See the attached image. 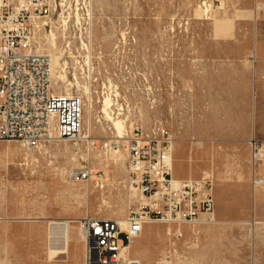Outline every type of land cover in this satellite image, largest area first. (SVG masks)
I'll list each match as a JSON object with an SVG mask.
<instances>
[{
  "label": "rangeland",
  "instance_id": "rangeland-1",
  "mask_svg": "<svg viewBox=\"0 0 264 264\" xmlns=\"http://www.w3.org/2000/svg\"><path fill=\"white\" fill-rule=\"evenodd\" d=\"M57 1L60 4L50 28L55 46L50 45L52 36L39 38L40 53L51 57L54 90L82 98L83 133H89L97 143L115 135L111 133L113 124L104 118L103 98L108 95L110 116L124 124L136 121L149 127L162 121L168 126L182 147L174 144L173 177H188L196 170L183 159L189 153L191 49L202 45L209 31L222 35L232 29H251L239 22L252 21L258 13L240 0H215L213 9L201 0ZM259 6L261 3H255V8ZM81 149L79 142L52 141L40 153L32 152L38 160L31 161L25 160L30 153L19 141L0 140V245L5 252L8 238L29 239L24 233L31 228L45 230L37 236L45 241L39 246L37 261L28 260L27 249L18 245L9 250L12 260L0 249V264H78L75 257L81 243L74 220L86 213L125 218L129 197L116 184L127 177L123 160L114 166L112 151H91L92 167L109 164L104 169L108 180L100 190L92 182L70 181L65 176L68 167L83 163ZM219 181L215 177L214 189ZM215 214L214 222L183 224L178 238L172 236V227L171 233L167 232L166 223H146L131 240L126 259L138 264H264V231L238 223L236 214L222 211L217 201ZM63 221L71 225L69 241L64 253L51 258L48 227L50 222L60 225ZM119 238L125 237L120 234Z\"/></svg>",
  "mask_w": 264,
  "mask_h": 264
},
{
  "label": "built area",
  "instance_id": "built-area-1",
  "mask_svg": "<svg viewBox=\"0 0 264 264\" xmlns=\"http://www.w3.org/2000/svg\"><path fill=\"white\" fill-rule=\"evenodd\" d=\"M201 1L211 9L216 6L215 0ZM57 4V0H0V140H17L29 153L64 140L79 142L83 153L100 148L123 155L128 170L124 185L135 187L139 199L123 224L88 213L79 219L83 264H124V248L148 222L171 224L175 238L182 236L180 224L214 222V173L205 169L196 177L173 178L175 138L164 122L146 127L132 121L121 135L100 143L84 136L82 98L54 90L50 58L36 49L37 28H51ZM263 153L262 143L252 138V165ZM79 159L82 164L65 171L68 180L105 184L104 170L93 169L80 155ZM253 181L263 182L259 177Z\"/></svg>",
  "mask_w": 264,
  "mask_h": 264
},
{
  "label": "crops",
  "instance_id": "crops-1",
  "mask_svg": "<svg viewBox=\"0 0 264 264\" xmlns=\"http://www.w3.org/2000/svg\"><path fill=\"white\" fill-rule=\"evenodd\" d=\"M241 2L258 13L252 21L239 22L251 29H232L222 35L209 31L202 45L190 48L194 59L188 63L189 153L183 159L191 168L196 166L189 176L209 169L220 180L214 189L215 205L217 201L222 211L235 213L238 223L264 231V153L254 165L250 154L252 138L264 149V0ZM255 3L261 6L255 8ZM174 138L182 149L181 141ZM256 177L263 182H254ZM30 230L24 233L29 239L8 238V248L4 252L0 245L1 251L9 255L10 248L19 245L27 249L28 260L37 261L39 246L45 242L37 236L45 230ZM79 241L81 250L75 259L83 264Z\"/></svg>",
  "mask_w": 264,
  "mask_h": 264
},
{
  "label": "bare ground",
  "instance_id": "bare-ground-1",
  "mask_svg": "<svg viewBox=\"0 0 264 264\" xmlns=\"http://www.w3.org/2000/svg\"><path fill=\"white\" fill-rule=\"evenodd\" d=\"M50 36H52L51 38L53 40V41H50L51 42L50 45H52V47H53V46H55V36L52 34L51 29H49V30L48 29H43L41 27V25H39V27L37 28V35H36V49H37L38 52H42V50L40 49L39 42H38L39 41V38L46 40L47 38H50ZM49 58H50V77H51V57H50V55H49ZM56 77L58 78L57 75H56ZM67 94H69V93H67ZM110 100L111 99H110V97L108 95L104 96V98H103V112L106 113V116L104 118H107L113 124V127H112L113 129H112L111 133L115 134V135L112 136V137H115V136H119V135H121L123 133V129H124L125 125H127V124L126 123L124 124V121L123 120H117V118H114V117H111L110 116V114H109V112L107 110V108L111 105V101ZM84 136L85 137H91L89 135V133H86V132H85ZM111 138H109V139H111ZM93 151L94 150H92V152ZM92 152L89 151V149L88 150H85L84 149V153H83V149L79 150L80 156L83 159H86L88 161H90V156H91V153ZM27 158L31 159V161L32 160L34 161L35 158H36V155L35 154L33 155V153L31 152L29 154V156H26L25 157V160ZM120 159L123 160V164H124V168H125L124 157L121 154H114L113 158L111 159L112 160V165L116 166L117 165V161L120 160ZM91 167H92V165H91ZM108 167H109V164L108 163H105V164H103L101 166V168H94V167H92V168L93 169H102V170H104V169H107ZM173 178L174 179H179V178H175V177H173ZM107 180L108 179L105 178V182ZM124 181H125V178L124 179H121V180H116V184L120 188H122L126 192L127 196L129 197V208H130L135 202L138 201L139 194H138V192H137V190H136L135 187H129L128 188L126 185H124ZM92 186L94 188H99L100 190H103L104 189V184L101 187H99V186H97V185H95V184L92 183ZM106 218H111V217H106ZM79 219L80 218H78V219H76L74 221L76 223V230H77V234H78L79 240H81V233L79 231V224H78ZM113 219H116L121 224H123L125 218H123V220H119L117 218H113ZM214 221H216V219ZM55 223L56 222H50L49 227H48V229H49L48 249H49V256L51 258H55L59 254L65 252V243H66V241H69V234L68 233H69V228L71 226L66 221L61 222L60 225H54ZM181 226H182V224L179 225V229L180 230H181ZM171 227H172V225L167 223V232L168 233H171L170 232ZM131 240H130V242H131ZM130 242H129V244H130ZM129 244L124 248V255H123L124 264H138L136 261L126 259L125 254H126L127 248L129 247Z\"/></svg>",
  "mask_w": 264,
  "mask_h": 264
}]
</instances>
